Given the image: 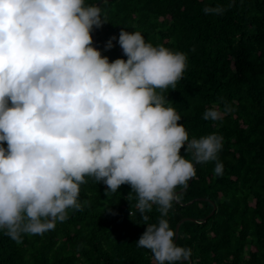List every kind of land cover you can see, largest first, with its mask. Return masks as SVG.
Listing matches in <instances>:
<instances>
[{
  "label": "clouds",
  "instance_id": "obj_1",
  "mask_svg": "<svg viewBox=\"0 0 264 264\" xmlns=\"http://www.w3.org/2000/svg\"><path fill=\"white\" fill-rule=\"evenodd\" d=\"M104 22L85 0H0V231L20 244L54 230L88 203L79 197L90 177L113 193L130 186L126 199L146 225L136 244L156 264H189L191 249L174 242L165 218L175 190L196 175L180 150L196 164L215 162L222 175L223 137L190 140L164 95L183 78L186 54L122 28L105 48L116 40L127 59L109 62L92 46L91 32ZM231 111L213 105L202 119ZM154 205L160 217L148 223Z\"/></svg>",
  "mask_w": 264,
  "mask_h": 264
},
{
  "label": "trees",
  "instance_id": "obj_2",
  "mask_svg": "<svg viewBox=\"0 0 264 264\" xmlns=\"http://www.w3.org/2000/svg\"><path fill=\"white\" fill-rule=\"evenodd\" d=\"M217 5L226 8L222 15L204 13L205 6ZM100 8L101 55L109 62L127 59L116 40L105 48L122 28L186 54L183 78L164 95L190 140L223 137L222 175L214 173L215 162L197 164L190 186L165 217L173 231L181 219L194 220L180 225L176 244L191 249L192 264H264V0H112ZM225 103L232 111L221 119H202L213 105L223 113ZM180 155L194 163L184 147ZM85 179L79 198L88 203L69 209L54 230L24 235L20 244L0 231V264H156L149 249L137 247L146 225L135 199H126L130 186L113 193L103 182ZM147 215L156 223L157 206Z\"/></svg>",
  "mask_w": 264,
  "mask_h": 264
},
{
  "label": "water",
  "instance_id": "obj_3",
  "mask_svg": "<svg viewBox=\"0 0 264 264\" xmlns=\"http://www.w3.org/2000/svg\"><path fill=\"white\" fill-rule=\"evenodd\" d=\"M110 2V1H112V0H100L99 2H97V6H101V4L102 3H104V2ZM96 33H97V29L94 27L93 28V31H92V41H93V47L94 48H96L97 49V44H96ZM186 145V144H185ZM187 146V145H186ZM196 163H195V161H194V167H196ZM191 182H192V179H190L188 182H187V184H186V186L183 188V189H181V190H179V191H176V195H179L180 193H182V192H184L185 190H187V188L190 186V184H191ZM194 201V200H193ZM193 201H191V202H189V203H187V204H185V205H190V204H192L193 203ZM214 212H215V207L213 206V210H212V212L204 219V221H206L211 215H213L214 214ZM187 220H190V221H194L193 219H189V218H184V219H181L178 223H177V225H176V227H175V231H174V233H175V237H174V242L176 243V241H177V239H178V232H179V228H180V225L183 223V222H185V221H187ZM189 264H192L191 262H189Z\"/></svg>",
  "mask_w": 264,
  "mask_h": 264
}]
</instances>
